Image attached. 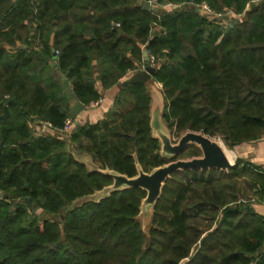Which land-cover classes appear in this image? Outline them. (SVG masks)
<instances>
[{"label": "trees", "instance_id": "trees-1", "mask_svg": "<svg viewBox=\"0 0 264 264\" xmlns=\"http://www.w3.org/2000/svg\"><path fill=\"white\" fill-rule=\"evenodd\" d=\"M167 1L182 6L154 0V12L140 0H0V115L8 98L20 104L10 102L0 121V264H264V214L251 201L264 196V167L239 158L226 172L172 173L148 234L136 219L141 188L71 206L112 180L76 161L68 142L101 169L129 177L135 160L143 171L168 161L150 134L145 85L119 83L143 65L142 46L158 60L152 79L171 132H203L228 148L264 136V0ZM202 3L242 19L218 22L196 10ZM52 47L83 104L100 98L96 80L103 89L120 84L104 118L75 123L67 139L34 136L31 126L38 118L59 129L75 118L42 57L50 59ZM185 152L200 153L193 145Z\"/></svg>", "mask_w": 264, "mask_h": 264}, {"label": "water", "instance_id": "water-1", "mask_svg": "<svg viewBox=\"0 0 264 264\" xmlns=\"http://www.w3.org/2000/svg\"><path fill=\"white\" fill-rule=\"evenodd\" d=\"M139 3L144 9H151L154 12L157 11V7H152L150 1L140 0ZM167 3L168 1L164 0V4ZM214 19L218 22L226 21L230 26L232 25L229 18L215 17ZM141 48L143 67L124 81V85L133 83L145 85L146 93L150 98V134L153 138H156L159 141V153L168 161L157 167L150 168L148 171H143L140 164L135 160L137 174L129 177L112 169H101L88 153L76 151L71 142H68V151L76 161L85 165L88 171L101 173L112 180L109 185L104 186L102 189L95 191L90 195L81 197V203L87 201L98 202L101 199L108 197L112 192L127 188L138 187L146 192L145 196L141 199L139 213L137 214L136 219L140 221L144 233L148 234V229L151 225L153 206L159 198L165 182L171 177L172 173L184 169L192 170L194 168L200 170L219 169L226 172L235 164V162L229 159L226 153L227 149L220 141L204 134L203 132L185 131L178 137L176 142H172L171 132L162 118V113L165 107L162 90L152 79L154 66L150 64L148 50L144 46ZM51 50L55 53L53 47ZM42 57L60 77L61 87L68 100L70 113L76 117L85 108V105L75 98L69 81L59 71L56 62L50 61L49 58L44 55ZM10 102L20 105L15 97L8 98L4 104L3 113L0 115V121L8 116L9 110L7 105ZM217 114L218 113L214 112V115ZM76 124H78V122H76ZM191 145L198 148L200 152L199 155L191 156L189 158L173 159ZM29 201L30 198L27 199V202Z\"/></svg>", "mask_w": 264, "mask_h": 264}, {"label": "crops", "instance_id": "crops-1", "mask_svg": "<svg viewBox=\"0 0 264 264\" xmlns=\"http://www.w3.org/2000/svg\"><path fill=\"white\" fill-rule=\"evenodd\" d=\"M56 56V51L55 53L52 54V57H50V61H54ZM140 70L138 68L137 70H130L128 71L125 76H123L119 83H123L126 81L128 78H130L133 73L136 71ZM116 84L112 86L111 88L108 89H103L101 86V83L99 80H96V88L98 89L100 93V98L96 101L98 103L94 106H88L86 104L85 108L75 117L76 122L78 123H95L106 115V113L112 108L114 105V98L120 91V84ZM158 86V85H157ZM93 102V101H92ZM34 121V120H33ZM31 122V124L33 123ZM32 126V131L34 133V130H36L35 123H33ZM48 134L45 135H53L57 136L53 131H48ZM226 149L228 151V154L230 157L233 159L234 157L236 159H242L244 161H248L249 163L256 164V165H261L264 167V136H262L260 139L254 141V142H249V143H242L240 145H237L233 148H228L226 146ZM254 209L261 213L264 214V205L261 203H254L253 204Z\"/></svg>", "mask_w": 264, "mask_h": 264}, {"label": "built area", "instance_id": "built-area-1", "mask_svg": "<svg viewBox=\"0 0 264 264\" xmlns=\"http://www.w3.org/2000/svg\"><path fill=\"white\" fill-rule=\"evenodd\" d=\"M166 6L170 9H177V8H180L182 6V4L181 3L168 2L166 4ZM196 8L202 15H205L207 17H221V18L231 19L235 15V13L230 9H225L223 12H215L206 3H202L201 5L197 6ZM118 26H119V24L116 23L115 27H118ZM56 53H57V51H56ZM149 61H150V64L152 66L156 65L155 59L153 56L149 55ZM157 84L161 87L160 83H157ZM97 103H98V101H93L89 104V106H94ZM33 123H35V126H36V130H34V133H33L34 136L45 135V134L49 133L48 131H53V133H55L57 136L67 137V134L70 132L73 125L76 123V119L72 118V117H66L64 119L62 127L59 129L54 128V126L51 124L50 121L43 120V119L37 118L33 121ZM33 123H32V125H33ZM251 201H252V203L259 202V203L264 205V196L262 197L261 200H257L256 198H251Z\"/></svg>", "mask_w": 264, "mask_h": 264}, {"label": "rangeland", "instance_id": "rangeland-1", "mask_svg": "<svg viewBox=\"0 0 264 264\" xmlns=\"http://www.w3.org/2000/svg\"><path fill=\"white\" fill-rule=\"evenodd\" d=\"M150 2H151V6L152 7H157V5L155 4V2H154V0H149ZM256 1V0H255ZM163 8H166V9H168V7L166 6V4L163 6ZM224 10L225 9H227L226 7H224L223 8ZM224 10H222V11H220V12H223ZM233 11V10H232ZM234 12V11H233ZM231 19H242L241 18V16L240 15H238V14H235ZM224 22V21H223ZM37 46V45H36ZM155 56V55H154ZM157 56H155V58H156ZM158 58V57H157ZM159 60H160V62H161V58H159ZM155 64L156 65H158V60L156 61L155 60ZM143 67V65L142 66H140V69ZM156 85H158V84H156ZM155 85V86H156ZM158 87H160L159 85H158ZM160 89H161V87H160ZM171 132V131H170ZM182 134V133H181ZM180 134V135H181ZM180 135H176V133H173V132H171V138H172V142H176L177 141V139H178V137L180 136ZM64 138H66V137H64ZM215 138V137H214ZM67 139V138H66ZM215 139H217L218 141H220L224 146H225V144L223 143V141L220 139V138H215ZM226 147V146H225ZM189 157H191V156H187V154H186V152L185 153H183V154H181V155H179V156H177V158H175V159H181V158H189ZM234 162L236 161V158L234 157L233 159H232ZM244 186V189H245V192L247 193V195L248 196H251V194H250V191L248 190V188L246 187V185L244 184L243 185ZM245 198H248V197H245ZM252 198H255V197H252ZM256 203H258V202H256ZM81 204V199H77L76 201H74L73 203H72V205L71 206H76V205H80ZM254 204V203H253ZM71 206H69V208L71 207ZM61 213H64V212H61ZM57 216H59V217H62L61 216V214H57Z\"/></svg>", "mask_w": 264, "mask_h": 264}, {"label": "bare ground", "instance_id": "bare-ground-1", "mask_svg": "<svg viewBox=\"0 0 264 264\" xmlns=\"http://www.w3.org/2000/svg\"><path fill=\"white\" fill-rule=\"evenodd\" d=\"M226 153H227L229 159L232 161V158H231L230 155L228 154V151H226Z\"/></svg>", "mask_w": 264, "mask_h": 264}]
</instances>
